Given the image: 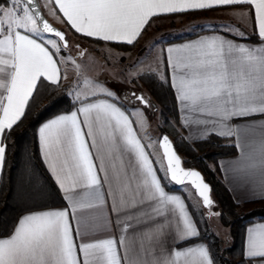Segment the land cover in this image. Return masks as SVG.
Instances as JSON below:
<instances>
[{
	"label": "snow or ice",
	"instance_id": "1",
	"mask_svg": "<svg viewBox=\"0 0 264 264\" xmlns=\"http://www.w3.org/2000/svg\"><path fill=\"white\" fill-rule=\"evenodd\" d=\"M49 5L75 33L127 45L138 42L154 18L249 5L264 41V0H45ZM67 47L65 34L44 19L38 0H0V173L5 133L25 116L38 82L59 85L67 78L57 59ZM62 59L79 73L74 60ZM163 62L160 78L174 90L182 127L195 128L201 140L211 134L236 137L234 178L264 190V120L248 119L264 117V44L249 47L209 35L168 47ZM70 95L73 110L39 128L41 155L66 206L19 218L9 236L0 238V264H214L208 248L195 242L200 233L186 198L166 190L168 184L190 185L211 210L210 187L201 174L182 167L167 136L156 141L162 158L153 159L152 145L137 133L145 130V118L133 119L102 82L78 79ZM132 95L151 107L143 95ZM241 131H258L250 151L241 144ZM109 198L119 236L84 242L76 212L101 210ZM244 258L264 264V224L247 229Z\"/></svg>",
	"mask_w": 264,
	"mask_h": 264
},
{
	"label": "trees",
	"instance_id": "2",
	"mask_svg": "<svg viewBox=\"0 0 264 264\" xmlns=\"http://www.w3.org/2000/svg\"><path fill=\"white\" fill-rule=\"evenodd\" d=\"M75 33V31L73 30ZM82 39L94 43L109 44L120 50H130L134 45L98 41L91 37ZM165 72V69H164ZM163 74L146 72L140 74L134 84H142L159 106L164 119L162 134L172 138L186 167L199 169L211 185V195L222 222L229 226L231 244L221 248V241L207 234L199 214L194 209L183 187L168 184L170 190L181 191L195 216L200 236L195 241L205 240L213 256L214 264H248L244 258V236L248 223L264 219V206L239 212L240 205L233 199L221 178L219 161L238 152L234 143L217 135L189 142L182 134L178 104L174 90L160 78ZM73 100L61 84L49 81L38 82V91L26 108L25 116L5 133L6 163L0 179V238L9 236L19 218L30 210L65 206L63 194L46 169L40 153L38 129L47 119L73 109ZM126 107V106H125ZM211 164L213 166H211Z\"/></svg>",
	"mask_w": 264,
	"mask_h": 264
},
{
	"label": "crops",
	"instance_id": "3",
	"mask_svg": "<svg viewBox=\"0 0 264 264\" xmlns=\"http://www.w3.org/2000/svg\"><path fill=\"white\" fill-rule=\"evenodd\" d=\"M38 1L45 15L50 19L52 23L57 25L59 22H61L66 30H69L74 36L79 37L73 32L72 29H70V26H68L66 22L61 21V19L59 18V14L53 15V13L49 10L51 8V5L46 7L45 0H38ZM197 24H206V27L191 29L192 26H196ZM166 27L168 28L164 32H174V33H176V31L178 32L173 37L167 38L166 40H164L161 44L158 43L156 45L158 47L155 46V48L153 47V49H149L147 47V44H143V43L140 44L141 41L144 40L146 35L148 36L153 35V33H151V30L155 31V30H158V28H166ZM148 30H150V32ZM241 33L243 34V38H241V35H240ZM209 35L227 37L229 40L236 41L240 44L247 45L249 47L260 46L264 44V41H261L258 35V29L256 28V25H255L254 8H252L249 5H236V6H230V7H219L213 10L196 11V12H191V13H186V14L166 15V16L154 18V22L151 23V27H148L146 32H144L142 37L139 39V41L136 42V44H138L136 46V49H137L136 51L122 52V51H119V50H116L110 47L109 44H105L103 45V48H104L103 55L107 59L113 58L114 60L115 59H118L121 61L123 60L125 65L128 66V68L131 71L132 79L146 72H156L159 74H163L164 69H165V65L163 61L166 56V49L168 47H177L187 42L194 41L198 37H204V36H209ZM148 50H152V52L149 54ZM157 57H160L159 64L156 63ZM62 58H64V56L62 55L60 57H57V59L61 61V63L59 64V68H60L61 74H66L67 78L62 79L59 84H61V86L65 90H67L70 95V93L73 91V88H74L73 82L77 81L79 79V76L77 73L75 74V72L77 71H73L74 69L71 68L72 66H70L69 63L63 62ZM84 78H88L93 81H99L98 79H94L93 76H89V77L85 76ZM99 82H102L109 89L113 88L111 90L117 95V97H119L117 103L123 109H125L128 113H132L133 119H136L135 114H134L135 109L133 108L130 109L124 104L123 98L119 95V92L116 89L117 87H115V86H118V83L120 82V80H116V79L114 80L109 75V81L107 83L112 84V85H108L107 83L105 84L104 82L106 81H99ZM119 84L122 85L121 82ZM71 98L73 100L72 96ZM63 113H66V112H63ZM178 113H179V119H180L181 114L179 112V108H178ZM248 119L252 121H261V120H264V117L253 116ZM46 121H44L43 123H45ZM43 123L39 126V128L43 125ZM232 123L233 124H243L244 121L233 120ZM181 130H182L183 136L186 138L187 141L194 142L197 140H201V139H198V133L195 128L188 129V128L182 127L181 125ZM137 133L140 137H142L139 129H137ZM213 135L215 134H211L208 137L213 136ZM38 138H39V129H38ZM227 140L231 143H234V144L236 143V137L227 138ZM258 140H259L258 131L256 132L241 131L240 133V141H241V144L245 147V151H250L252 147L255 146V143L258 142ZM143 143L145 142L143 141ZM239 156H240V152L238 150V152L235 155L220 159L219 169L221 173V178L226 184L227 188L229 189L233 199L240 205V208L241 207L244 208L243 209L244 211L250 210L256 206H264V190H261L259 185L245 183V182H242L234 178L236 174L230 170L231 168L230 162L237 160ZM152 158L155 159L154 156H152ZM42 160L44 162L43 157H42ZM44 165L46 169L48 170L45 162H44ZM222 165H223V169H229V170L228 171L223 170L221 167ZM211 166L213 165L211 164ZM1 174L2 173H0V179H1ZM51 177L53 178L52 175ZM166 190L169 191L171 194L181 195L182 198H185V196L182 194L181 191L170 190L168 188ZM186 203L189 206L187 200H186ZM110 204H111V199L109 198L108 203H106L101 210L93 209L91 211H85V212L77 211L76 212L75 215L80 221L79 228H80L81 236L84 242H90V241L107 238V237H113V236L118 237L119 236V231L115 228V223H114L116 221V214L111 212ZM65 206L48 208V209H63ZM122 213H123V209H121V218L123 219ZM189 213L190 215L193 216L194 222L197 224L199 233H200L199 225L190 207H189ZM25 214H28V212L24 213L23 215ZM72 223L74 226L76 225L75 220L72 221ZM255 224H264V219H256L248 223L245 228V236H246L247 229ZM97 225L100 226L98 230L96 227ZM245 236H244V245H245ZM6 237H2V238H6ZM195 242L205 245L209 250L211 258L213 259L210 248L208 247V244L205 240H198ZM173 243L174 242L171 239V237H168L167 244L169 246H172ZM244 245H243V248H244ZM182 247L183 245L178 246V248H182Z\"/></svg>",
	"mask_w": 264,
	"mask_h": 264
},
{
	"label": "rangeland",
	"instance_id": "4",
	"mask_svg": "<svg viewBox=\"0 0 264 264\" xmlns=\"http://www.w3.org/2000/svg\"><path fill=\"white\" fill-rule=\"evenodd\" d=\"M194 25V24H193ZM58 28L62 29L67 35L68 47L62 48L61 55L64 58H69L70 60H74L76 64L80 65L79 80H83L84 77L93 76L94 79H98L99 81H106L105 84L109 81V75L112 79L120 80L122 85L118 83L117 91L119 95L123 98L124 104L130 108L135 109V118L138 116H143L146 120V128L141 131V136L143 141L148 145L151 144L152 147L150 151L153 153L155 159L162 158V153L159 147V144L156 143L162 135V128H164V119L161 117V109L159 106H155L154 102L151 99V96L146 91V88L142 84H134V80L139 76L132 79V74L128 66L125 65L124 61L118 59H107L103 55V45L102 43H94L90 41H86L82 38L74 36L69 30H66L61 22L57 24ZM192 26V25H191ZM206 27V24H197L196 26H192L191 29ZM166 28H158V30H151L153 35L144 38L140 44H147L149 49L155 48V46L159 43L161 44L167 38H171L176 33L174 32H164ZM150 32V30H148ZM164 32V33H162ZM45 35V34H44ZM46 39H53L54 37L45 35ZM127 51L120 50L111 45L110 47L122 51V52H132L136 51V46ZM79 46V47H78ZM158 47V46H156ZM108 48V47H107ZM98 49V50H97ZM152 50H148L150 54ZM81 53H83L81 55ZM72 66L71 70L76 71L74 65L69 63ZM129 65V64H128ZM129 69V70H128ZM95 75V76H94ZM76 76V75H75ZM74 76V77H75ZM93 79V78H92ZM77 81L73 82V86L76 85ZM108 84V83H107ZM112 85V84H108ZM113 89V88H111ZM135 93L136 96L139 93H142L145 100L151 105V107H146L142 105L139 100L136 99L132 94ZM137 110H139L137 112ZM184 191L186 192L190 202L192 203L194 209L199 214L204 226L206 227L207 234H209L213 238H217L221 241V248L224 249L231 244V234L229 226H226L219 215H211L210 212L217 213L216 205L212 206V209L209 210L205 208L198 196L194 194V191L191 190V186H182ZM244 208L241 207L239 212H242Z\"/></svg>",
	"mask_w": 264,
	"mask_h": 264
},
{
	"label": "water",
	"instance_id": "5",
	"mask_svg": "<svg viewBox=\"0 0 264 264\" xmlns=\"http://www.w3.org/2000/svg\"><path fill=\"white\" fill-rule=\"evenodd\" d=\"M38 3H39V1H38ZM39 6H40V4H39ZM40 11L42 12V14H43V16H44V19H46L47 22H48L52 27H54L55 29H57V30H59V31H61V32H63V33L65 34V37H66V40H67V35H66V33H65L62 29L58 28L57 25H55L54 23H52V22L50 21V19L45 15V13H44V11L42 10L41 6H40ZM45 35L51 36L50 34H45ZM139 95H143V94H142V93H139L138 96H139ZM143 97H144V96H143ZM141 104H142V103H141ZM148 104H149V103H148ZM142 105H144V104H142ZM163 136H167V137L169 138V140L171 141L174 150L176 151L177 155L179 156V158H180V160H181V162H182V167H183L184 169H186V170H194V171H197V172H199V173L201 174V176L203 177L205 183H207V184L209 185V187H210V193H209V195H210V198L213 200L212 195H211V185H210L209 182L206 180V178H205V176L203 175V173H202L199 169H197V168L186 167V166L184 165L183 158H182V156L179 154V152L177 151V149H176V147H175V144H174L172 138L170 137V135H168L167 133H163V134L161 135V137H163ZM161 137H160V138H161ZM160 150H161V153H162V149H160ZM176 186L182 187V186H180V185H176ZM189 186H190V185H189ZM201 202H202V201H201ZM213 202H214V200H213ZM202 204H203V203H202ZM214 204H215V203H214ZM214 204H213V205H214Z\"/></svg>",
	"mask_w": 264,
	"mask_h": 264
},
{
	"label": "flooded vegetation",
	"instance_id": "6",
	"mask_svg": "<svg viewBox=\"0 0 264 264\" xmlns=\"http://www.w3.org/2000/svg\"><path fill=\"white\" fill-rule=\"evenodd\" d=\"M138 96V95H137Z\"/></svg>",
	"mask_w": 264,
	"mask_h": 264
}]
</instances>
